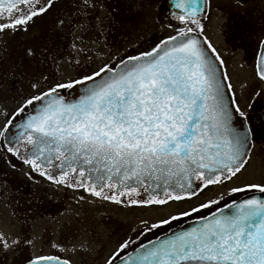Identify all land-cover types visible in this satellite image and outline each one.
Instances as JSON below:
<instances>
[{
	"label": "snow or ice",
	"instance_id": "snow-or-ice-1",
	"mask_svg": "<svg viewBox=\"0 0 264 264\" xmlns=\"http://www.w3.org/2000/svg\"><path fill=\"white\" fill-rule=\"evenodd\" d=\"M55 4L0 0V35L27 32ZM96 6L97 0H82L77 9ZM169 8L166 37L137 54L113 50L105 39L108 52L95 67L102 33L77 36L80 46L74 41L71 48L83 62L71 56L73 73L66 78L58 59L49 67L44 57L50 53L41 50L40 70L27 73L30 91L14 95L16 107L0 112V151L11 167L14 157L54 185L126 207L188 201L210 187L231 185L245 172L255 129L236 99L225 60L205 35L211 0H172ZM71 23L58 17L59 26ZM259 49L254 70L264 82V40ZM38 50L30 47L25 54L34 61ZM25 74L22 68L20 78ZM16 78L0 72L9 92ZM246 191L264 194V179L229 187L227 198L169 213L150 227L142 219L137 239L119 242L102 264H264V195L237 200L234 194ZM204 209L209 215L201 214L197 226L137 243L146 232ZM64 227L83 238L53 242L51 248L63 255L37 254L26 264H74L73 256L92 250L91 233L71 221ZM22 243L33 240L0 232L5 253Z\"/></svg>",
	"mask_w": 264,
	"mask_h": 264
},
{
	"label": "rangeland",
	"instance_id": "rangeland-1",
	"mask_svg": "<svg viewBox=\"0 0 264 264\" xmlns=\"http://www.w3.org/2000/svg\"><path fill=\"white\" fill-rule=\"evenodd\" d=\"M106 1L110 5L112 2L111 7L117 12L112 13L107 10L98 16L89 15L90 18L83 22L84 25L90 27L89 37L95 38L102 33L100 35V52H94L92 57L94 67L100 63V59L97 57L102 59L108 52V48L104 46L105 39L113 50L119 48L123 53L124 49H128L129 54H137L139 51L150 49L155 43L159 42V39L166 37L171 32V29L167 27L168 17L165 13V0H118V5L115 4L114 0ZM61 8L57 6L52 10L49 17L43 20V26L41 28L37 27L29 34L24 43L31 42L34 44V48L39 46L40 49L46 45L51 50V54L48 56L50 60L49 67L53 66V58H57L59 61L58 70L66 78L73 71L69 67H67L68 69L60 67L63 59L69 61L71 56H76L77 59L83 62V58L81 56L77 57L72 48L69 51L71 47L70 36L78 47L80 41L77 36L82 35L81 28L85 31L87 28L82 25L64 32L55 30L53 24L56 20L58 21V17L70 18ZM126 10L128 11L127 14L125 13ZM121 13L122 17H120ZM50 27H53V31L56 32L54 41L49 39ZM252 35L247 42H251L254 38L252 45H256L261 34L256 33L255 35L252 33ZM230 36L235 37L237 42H240L237 43L236 47H229L215 35L212 39L220 55L225 58L235 96L239 102H242V89L248 91L258 87V81L254 77L252 67L256 49L251 48V45L247 42L249 49L242 48L247 36L245 33L230 34ZM85 42L92 47L91 41L85 40ZM5 46L9 49L8 51H4ZM24 51L25 49L19 41L14 43L5 40V38H0V72H8L9 70L11 76V74H19L23 68L26 73L23 78L15 80L11 92L8 91L7 82L0 81V112L4 108L14 109L16 107V101L13 99L14 95L27 94L30 91L27 83V73L40 70V67H36L34 70L29 67L31 59L24 54ZM244 57L246 58L245 62L243 61ZM20 59L27 60V63L19 69L14 65ZM36 64H38L37 61ZM22 88L23 92H21ZM262 91H264L263 86ZM245 103H240V105H246L247 103ZM11 162L16 164L15 168L11 167L4 159L3 151H0V232L11 238H30L33 240V244L22 243L18 248L7 253L0 248V264H20L37 254L53 255L55 253V250L51 248L53 242L67 244L72 239L83 238L80 234L64 227L69 221L83 229L82 225L79 224L80 222L77 221L78 218L91 217L97 219L104 217L107 212H111L109 209L102 207L100 200L82 194L75 189L54 185L43 177L31 173L27 165L14 157L11 158ZM248 173L247 178L255 176V171L250 170ZM29 175H31V179ZM255 177L258 178L259 176ZM262 179H264V176H262ZM225 190L226 188L219 189L221 193L218 191L214 193L206 192L199 199L192 200L186 205L190 206L199 201L218 198ZM80 196H83L84 200H79ZM163 215L164 210H155L149 214L148 219L152 221ZM136 217L140 221L143 219L140 218L138 212ZM118 220L124 223L123 220L119 218ZM94 236L97 237L98 232L95 235L91 233V237ZM102 239H105V237Z\"/></svg>",
	"mask_w": 264,
	"mask_h": 264
},
{
	"label": "flooded vegetation",
	"instance_id": "flooded-vegetation-1",
	"mask_svg": "<svg viewBox=\"0 0 264 264\" xmlns=\"http://www.w3.org/2000/svg\"><path fill=\"white\" fill-rule=\"evenodd\" d=\"M81 2L82 0H56L55 7L52 10L57 8V6L62 7L61 9H63L65 11V14H67L70 17L69 19L72 21V23L70 25L66 24L64 25V27H62L58 25V21L56 20L55 23L53 24L55 30L64 32L67 31L68 29L73 30L75 29V27L83 25L84 27L87 28V30L85 31L81 28V30L83 31L82 35L85 37H89L90 27L84 25L83 23L86 19L90 18L89 15L98 16L102 12L105 13L107 10H109L112 13L117 12L116 10L112 9L111 7L112 2L110 5V3L106 0H97V6L95 10H92L91 8L87 10H78L77 5H79ZM114 2L117 5L119 4L118 0H114ZM211 3H212V9L208 13V18L205 20V35L213 43L214 46L215 43L213 42L212 39L213 35L217 36L218 39H222L224 44L233 48L236 47L237 43L240 42H237V39L235 37L232 36L229 37V35L245 33L247 36L244 40V44L242 48L246 50L249 49L248 46L251 45V48L254 47L256 49L252 62V67L255 74L254 66H255L256 54L259 50V42L264 37V0H244L243 3H238V0H211ZM164 7H165V13L168 17L170 11L168 0H165ZM127 12L128 11L126 10L125 13L127 14ZM49 15L50 12L48 13V15L36 20L35 23L29 26L27 32L21 31L15 35L5 33L3 35H0V38L2 39L5 38V40L14 43L19 41L20 44L24 47V49L30 47L34 48L33 43L31 42L24 43V41L27 38V36L31 34L37 27L41 28L43 26L42 25L43 20L49 17ZM120 17H122V13ZM53 27H50L51 32H55L52 29ZM252 33L255 35L256 33L261 34L256 45H252L254 38L251 42H247L248 39L251 36H253ZM73 42L74 39L70 36L71 45ZM246 42L249 44L248 46ZM45 48L51 54V50L48 49L46 45H44L42 49L39 48L40 50L37 51V58L34 61L31 60L29 64V67L31 69H32L31 67L32 63H35L36 67H40L39 57L41 56V50ZM69 51H71V47ZM48 56L44 57V59H46L49 64L50 60ZM78 56L79 55H77V57ZM81 58L83 57L81 56ZM222 58L225 60L224 57ZM36 61L38 64H36ZM243 61L244 62L246 61L245 57ZM5 62H7V60H5ZM26 63L27 60L20 59L14 66H16V68L19 67L20 69L21 66L24 67ZM60 64H61L60 67L62 68L69 67V69L73 71L72 67L69 65V61H67L66 59H63V63ZM4 66L7 67L6 64H4ZM6 73L10 75L9 70ZM12 75H15L17 77L16 79L19 80L20 76L18 73L11 74V76ZM258 91H262L261 81H258L257 89L254 88L248 91L242 89L241 93H242L243 101L242 102L238 101L239 104L243 102L247 103V104L245 103L246 105H240V106L242 109L248 112L249 120H250L249 127L255 129V132H254L251 159L249 161L247 169L237 180L233 181L231 185L228 184L224 185L223 188L210 187L207 190H205L203 193H201L198 197L180 203H170L166 207H160V206L126 207L124 205H115L109 202L100 201L102 207L109 209L111 212H107L105 216L102 218L96 219L91 217H84L77 219V221L80 222L79 224L82 225L83 229L94 235L96 234V232H98V236L97 237L94 236L90 238L92 250L88 252H83L80 255L73 256L74 264H102L103 259L118 245L119 242L128 239L129 236H131L132 239L134 240L137 239L139 230L143 227L141 221L137 220L136 217L137 212L140 218H143V220L148 221L150 227L152 223L158 222V220L161 217L168 218L169 213L175 215L178 213L180 209L189 210L190 206H198L201 202H207V201H199L198 203L192 204L190 206L186 205L188 202H191L192 200L199 199L200 196L206 192L214 193L218 191L219 193H221L219 189L226 188V190L222 194H220L218 198L215 199H220L222 195H225V198H227L226 192L229 187L232 186L242 187L244 183L248 181H253V182L260 181L262 179V176H264V120L261 119V116H264V95H261L260 97H256L255 93ZM248 103L253 105V107L249 108ZM250 170L255 171V176H259V177L257 178L254 176L252 178H247L249 174L248 171ZM78 191H80L82 194L90 196L88 193L83 192L82 190H78ZM253 193H258V192L246 191L242 193H236L234 195L237 198V200H239ZM221 206H223V202H221ZM155 210H161V211L164 210V215L150 221L148 219V216ZM213 210L215 209L213 208ZM201 214L209 215V211L207 209H204L201 210V213H193L191 217H182L179 221H172L171 226L162 225L160 228L153 229L151 232H146L144 236L139 237L137 243L143 242L147 244L149 240H156L157 237L161 239L168 233H171L181 228H185L188 224L199 220ZM118 218L123 220L124 223L120 222ZM86 220L88 221L86 222ZM134 229L136 230L135 232L133 231ZM103 237H105V239H102ZM77 240L79 239L76 238L75 240L72 239L73 242ZM105 243L107 244L105 245ZM57 254L63 255L62 253H57L56 251L53 255H57Z\"/></svg>",
	"mask_w": 264,
	"mask_h": 264
},
{
	"label": "water",
	"instance_id": "water-1",
	"mask_svg": "<svg viewBox=\"0 0 264 264\" xmlns=\"http://www.w3.org/2000/svg\"><path fill=\"white\" fill-rule=\"evenodd\" d=\"M263 40H264V39H263ZM252 195H255V196H257V197H260V196H262V195H264V194H252ZM252 195H249V196H252ZM249 196H248V197H249ZM246 198H247V197H246ZM198 222H199V221H197V222H195V223H193V224H190L189 226H187V227L184 228V229H188V228H190V227L197 226ZM184 229H182V230H184ZM177 231H180V230H177ZM175 232H176V231H175ZM172 233H173V232H172ZM172 233L166 235L165 237H163V238H161V239H164V238L170 236ZM24 264H26V263H24Z\"/></svg>",
	"mask_w": 264,
	"mask_h": 264
}]
</instances>
